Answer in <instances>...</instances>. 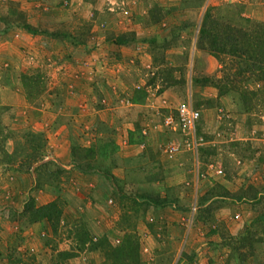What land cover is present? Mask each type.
<instances>
[{
	"label": "rangeland",
	"instance_id": "374dc122",
	"mask_svg": "<svg viewBox=\"0 0 264 264\" xmlns=\"http://www.w3.org/2000/svg\"><path fill=\"white\" fill-rule=\"evenodd\" d=\"M207 9L264 24V0H0V264H264V80L222 88Z\"/></svg>",
	"mask_w": 264,
	"mask_h": 264
},
{
	"label": "trees",
	"instance_id": "16d2710c",
	"mask_svg": "<svg viewBox=\"0 0 264 264\" xmlns=\"http://www.w3.org/2000/svg\"><path fill=\"white\" fill-rule=\"evenodd\" d=\"M118 40L122 42V39ZM198 43L206 45L215 56H222L229 60L223 68L228 74L226 83L222 86L223 89L235 90L240 81L264 80V24L256 25L254 31L248 32L220 22L207 9L198 29ZM216 85L220 87V80ZM50 206L51 204L44 205L40 207V211ZM255 226L259 224L255 223ZM251 230L244 229L246 233L243 239L244 246H251L250 242L254 241L257 235L254 226H251ZM245 257L246 255H243V259Z\"/></svg>",
	"mask_w": 264,
	"mask_h": 264
},
{
	"label": "built area",
	"instance_id": "2783aa9c",
	"mask_svg": "<svg viewBox=\"0 0 264 264\" xmlns=\"http://www.w3.org/2000/svg\"><path fill=\"white\" fill-rule=\"evenodd\" d=\"M177 121L181 127V130L189 136V140L184 141V145L187 147L196 148L195 136L197 131V124L200 119V111L193 107L191 103H181L176 108ZM170 152H175L179 149V146L175 143L168 147Z\"/></svg>",
	"mask_w": 264,
	"mask_h": 264
}]
</instances>
